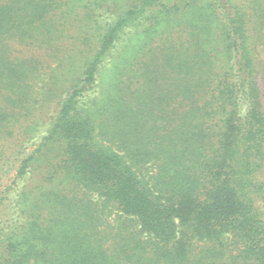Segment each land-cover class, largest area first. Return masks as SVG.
Masks as SVG:
<instances>
[{
	"label": "trees",
	"instance_id": "1",
	"mask_svg": "<svg viewBox=\"0 0 264 264\" xmlns=\"http://www.w3.org/2000/svg\"><path fill=\"white\" fill-rule=\"evenodd\" d=\"M0 264H264V0H0Z\"/></svg>",
	"mask_w": 264,
	"mask_h": 264
}]
</instances>
